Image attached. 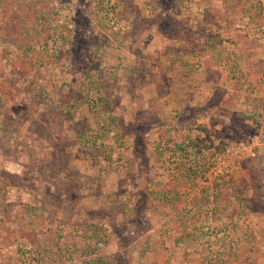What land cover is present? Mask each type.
<instances>
[{"label": "rangeland", "instance_id": "374dc122", "mask_svg": "<svg viewBox=\"0 0 264 264\" xmlns=\"http://www.w3.org/2000/svg\"><path fill=\"white\" fill-rule=\"evenodd\" d=\"M0 75V264H264V0H0Z\"/></svg>", "mask_w": 264, "mask_h": 264}, {"label": "trees", "instance_id": "16d2710c", "mask_svg": "<svg viewBox=\"0 0 264 264\" xmlns=\"http://www.w3.org/2000/svg\"><path fill=\"white\" fill-rule=\"evenodd\" d=\"M8 17H12L13 19L16 17H13L12 15L11 16H8ZM8 17L6 18L7 20H8ZM35 18H36V14H35V12H32V13H26V17L24 18V19H28V21L29 20H35ZM7 23L9 24V26L11 27V29L14 31L15 30V27H16V22H14L13 20L12 21H7ZM30 23V22H29ZM23 30H25V29H23ZM41 30V29H40ZM42 30L44 31V32H46V30H48V29H44L43 27H42ZM41 30V31H42ZM25 33V31H22V30H20V31H18L17 33H15V35L13 36V32H9L8 33V37L5 39L7 42H10V43H16L17 44V42L16 41H18L19 40V44L20 43H22L21 41H24L25 40V37H26V35L24 34ZM21 39V40H20ZM79 40V39H78ZM78 40H77V43H76V45H71L68 49L66 48V52H64V53H67V54H70V55H75V53H77V52H75L76 51V46L79 44L78 43ZM18 45V44H17ZM67 47V46H66ZM83 48V47H82ZM6 82H8V81H4L2 78H1V75H0V92H2L3 94L2 95H6L7 93H8V90H7V88H4L3 86H2V84L3 83H6ZM99 83V82H98ZM101 84V83H100ZM98 86H99V84H98ZM104 86H102V88H103ZM8 95V94H7ZM107 99L108 98H105L104 99V101H105V103L104 104H106V102H107ZM105 106V105H104ZM106 109H108V107H106ZM135 121H133V126H135L136 127V125L141 121V119H140V117H138V116H136L135 118ZM137 128V127H136ZM136 133H137V131L136 130H134V135L136 136ZM138 136V135H137ZM169 137H170V134L168 133V131H167V129H165V128H161L160 130H159V132H158V142H155V143H152V146H153V148H152V152H153V155H155V157H153L155 160H154V162L152 161H150L149 162V158L148 157H146V155H145V153L143 154L145 157H144V159H145V162H144V164H145V166H147V169H150V168H152L153 167V164H156L157 162H160V156H162V154H163V151L166 149V147H172L169 143H168V141H169ZM134 142H135V146H134V148H135V150H136V152H137V142L134 140ZM148 145V144H147ZM176 147L178 146V144H176L175 145ZM196 153V152H195ZM196 155V154H195ZM196 160V158H194V160H193V162ZM208 168H206V169H204V171H206ZM196 171H193V176H191V179H195L196 178ZM176 181H177V179H174L173 181H171V182H168V183H166L168 186H166L165 184H163V185H160V187L156 190L157 191V194L158 195H161L162 197H165V199H167V192H169V190L171 191H175L179 186H183V185H185V183L184 182H182L181 184H179V183H176ZM194 181V183H198L197 182V180H193ZM217 184H215V188H214V190L212 191V192H208V189L207 188H205V189H203V192H204V197L206 198V201H209V198L213 195V196H215V200H213L214 201V205L212 206V208H211V213H210V217L213 219V220H215V219H217L218 217H220V216H225L227 219H232L233 218V216L237 213V208L235 207L234 208V206H232V204H230V201H234V199H231L229 202H228V204L227 205H225V200H223L221 197H224V196H226V194L227 193H229V195L231 194H233L232 192L233 191H231V189H225V191H227L226 193H224V195L222 196V195H220L219 194V192L220 191H222L223 189H220V190H218L217 189ZM236 200V199H235ZM180 202V199L179 198H177L176 199V204L177 203H179ZM166 205H168V202H166ZM191 208V207H190ZM190 208H189V210L187 209V213H190ZM201 211V210H200ZM176 224V223H175ZM99 233H97L96 234V232H93V236H97Z\"/></svg>", "mask_w": 264, "mask_h": 264}]
</instances>
